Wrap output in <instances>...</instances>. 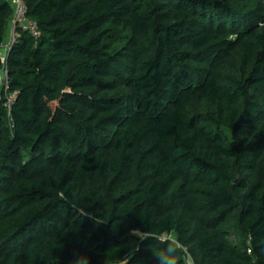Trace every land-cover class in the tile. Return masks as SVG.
<instances>
[{
	"label": "trees",
	"instance_id": "1",
	"mask_svg": "<svg viewBox=\"0 0 264 264\" xmlns=\"http://www.w3.org/2000/svg\"><path fill=\"white\" fill-rule=\"evenodd\" d=\"M23 1L0 264H264V0Z\"/></svg>",
	"mask_w": 264,
	"mask_h": 264
},
{
	"label": "built area",
	"instance_id": "2",
	"mask_svg": "<svg viewBox=\"0 0 264 264\" xmlns=\"http://www.w3.org/2000/svg\"><path fill=\"white\" fill-rule=\"evenodd\" d=\"M12 8V17L10 20L11 32L8 43L3 46L0 51V57L3 64L5 63L6 55L10 50L12 43L18 37L16 29L20 28L30 33L34 38L39 37V31L36 23L28 20L26 17V5L23 0H7ZM5 99V106L10 110L15 99L16 92H9L8 73L5 66L0 70V96Z\"/></svg>",
	"mask_w": 264,
	"mask_h": 264
},
{
	"label": "clouds",
	"instance_id": "3",
	"mask_svg": "<svg viewBox=\"0 0 264 264\" xmlns=\"http://www.w3.org/2000/svg\"><path fill=\"white\" fill-rule=\"evenodd\" d=\"M165 240L170 241L169 247L164 251L154 249L153 255L156 258L158 264H178L177 250L185 251L186 260L185 264H193L190 254L186 252L180 241L171 235L165 236Z\"/></svg>",
	"mask_w": 264,
	"mask_h": 264
},
{
	"label": "crops",
	"instance_id": "4",
	"mask_svg": "<svg viewBox=\"0 0 264 264\" xmlns=\"http://www.w3.org/2000/svg\"><path fill=\"white\" fill-rule=\"evenodd\" d=\"M10 32H11V26L10 24L8 25L7 27V31H6V34H5V38H4V41H3V44H2V48L3 49V46L8 43L9 39H10ZM1 51V50H0Z\"/></svg>",
	"mask_w": 264,
	"mask_h": 264
}]
</instances>
